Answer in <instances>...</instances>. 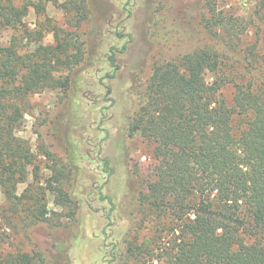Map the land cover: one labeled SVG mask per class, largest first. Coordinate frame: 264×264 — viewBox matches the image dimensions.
<instances>
[{
	"label": "trees",
	"instance_id": "trees-1",
	"mask_svg": "<svg viewBox=\"0 0 264 264\" xmlns=\"http://www.w3.org/2000/svg\"><path fill=\"white\" fill-rule=\"evenodd\" d=\"M43 1L32 2L38 15L45 11ZM47 1L71 12L77 25L88 18L90 28L74 37L53 26L56 43H40L31 50L16 35L9 43L0 38V187L12 211L28 205L30 225L50 220L44 201L47 190L55 195L57 205L68 207L67 215L75 224L58 219L49 226L51 230H39L53 242L52 249L43 245L48 256L43 250L0 252V264H72L71 251L81 235L75 198L64 184L69 171L81 170L84 159L95 157L106 177L104 183L116 172L105 151L107 136L81 143L77 155L71 143L79 139L76 123L94 90L98 93L91 106L109 101L100 107L97 125L102 126L108 109L115 105L107 79L121 69L119 55L128 51L132 34L115 30L126 38L121 45H108L101 38L103 23L95 21V15L90 17L97 10L92 0ZM129 1L123 0L122 5L131 12ZM192 3L202 37L186 42L174 56L156 61L145 82L135 79L130 88L139 99L134 98L137 107L129 115L126 131L151 145L155 163L144 186L136 174V190L129 196L138 212L132 209L126 232L103 231L98 264H264V55L258 57L254 48L240 45L247 21L219 10L217 0ZM259 4L258 12L264 14V0ZM113 15H107L106 21ZM20 26L28 38L43 36L29 30L14 0H0V28ZM60 69L68 73L58 77L55 72ZM88 69L92 71L89 77ZM226 86L233 88L232 103L223 96ZM48 88L66 92L52 130L70 156L63 162L45 149L53 161L46 187L34 189L30 183L19 195L18 184L26 180L28 166L34 164L29 142L17 134L24 120L20 101ZM236 117H241L239 132L234 128ZM33 170L38 179L39 166ZM97 195L110 203L109 220L114 211H123L125 205L118 208L102 190ZM116 213V219L124 218ZM153 215L157 219L154 233L140 239L138 232Z\"/></svg>",
	"mask_w": 264,
	"mask_h": 264
},
{
	"label": "rangeland",
	"instance_id": "rangeland-1",
	"mask_svg": "<svg viewBox=\"0 0 264 264\" xmlns=\"http://www.w3.org/2000/svg\"><path fill=\"white\" fill-rule=\"evenodd\" d=\"M30 1V2H28ZM64 2L65 0H60ZM21 9L23 22L32 32H42L43 36L36 40V36L28 38L24 28L18 29L0 28V38L5 43L16 35L23 40L25 48L34 49L40 43L55 44L54 32L50 29L53 26L63 28L72 36H81L90 28L88 18L77 25L74 15L67 10L56 6L51 1L44 0L45 11L36 12L34 3L40 0H14ZM97 6L91 19L103 23L104 30L102 37H105L106 44L121 45L126 37L118 36L113 31L121 30L132 34V42L126 53L119 55L121 69L116 77L108 78L107 82L112 86V95L116 99L113 107L108 109V117L102 126L99 123V109L109 101H98L94 106L91 103L98 91L94 90L90 99L85 101L80 119L76 123L78 140H74L71 145L73 152L77 155L81 143H93L94 139L108 137L105 141V151L112 159V164L116 168L115 174L108 179L100 171V161L92 158V161L83 160L84 167L69 171V178L65 180L67 190L75 198L73 206L76 207V219L78 218V231L81 241L76 249H72V264H98L102 260L101 245L104 242L103 231L110 233L111 228L116 232L125 233L129 227L128 218L132 217L133 211L138 212L137 203L130 200V194L136 190V174L140 176L143 183L151 176L152 165L155 163L152 147L140 135H128L126 131L129 115L135 109L139 95H132L130 88L135 79L145 82L151 74L153 65L163 57L174 56L178 50L186 46V42H191L198 36L201 26L198 25L195 17V5L192 0H130V10L123 9V0H92ZM103 5V9H102ZM259 0H217L219 10L228 11L236 17H240L248 22L244 33L241 34V46L254 48L256 56L264 55V14L258 12ZM100 8V11H99ZM182 9V11L180 10ZM114 13L110 21H106V16ZM108 23V28L104 23ZM118 23V27L116 24ZM106 27V28H105ZM125 28V29H124ZM190 34L194 35L191 38ZM67 70L60 69L55 72L58 77L65 76ZM91 69L87 71V77L91 76ZM208 78L210 74H208ZM94 84L95 79L91 80ZM223 96L228 103H232L233 88L226 86L223 89ZM66 92L62 88H48L43 92L34 93L20 101L24 109L23 124L19 127L17 134L29 142L34 153V164L28 166V175L24 182L18 184L17 193L21 195L30 183L34 189L46 187L47 179L51 177L52 170L48 167L53 165V161L45 154V149L51 151L63 162L68 160L70 154L58 145L53 128V118L60 111L62 100L65 99ZM94 104V103H93ZM82 105V104H81ZM241 117H236L234 128L239 132ZM84 139V141H82ZM86 140V142H85ZM88 140V141H87ZM88 143V145L90 144ZM83 145V146H84ZM87 145V147H89ZM39 166V178L34 177V167ZM98 167V169L96 168ZM101 184L103 185L100 189ZM110 195L122 210H117L123 219H116L117 211L111 213L113 220L107 218L110 203L99 200L98 191ZM44 201L49 208L50 220L40 221L34 225L29 224L27 214V204H21L12 211L10 202L6 199L0 187V252L7 253L16 250L45 251L43 245L52 249L53 242L49 240V235L40 234L39 230L49 229L52 223L59 222L72 223V218L67 215L68 207H62L55 203V195L47 190ZM141 216V214H138ZM111 221V222H110ZM156 217L150 216L145 226L140 229V239L147 238L154 233ZM75 224V223H72ZM52 226V225H51ZM48 256V255H47ZM157 264V262H155ZM165 264V263H163Z\"/></svg>",
	"mask_w": 264,
	"mask_h": 264
}]
</instances>
